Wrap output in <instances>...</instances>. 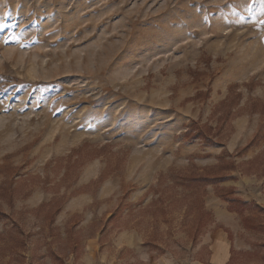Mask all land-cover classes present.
<instances>
[{"label": "rangeland", "instance_id": "374dc122", "mask_svg": "<svg viewBox=\"0 0 264 264\" xmlns=\"http://www.w3.org/2000/svg\"><path fill=\"white\" fill-rule=\"evenodd\" d=\"M205 241L264 264V0H0V264Z\"/></svg>", "mask_w": 264, "mask_h": 264}, {"label": "trees", "instance_id": "16d2710c", "mask_svg": "<svg viewBox=\"0 0 264 264\" xmlns=\"http://www.w3.org/2000/svg\"><path fill=\"white\" fill-rule=\"evenodd\" d=\"M225 103H227V101L224 102V104ZM224 104H222V105H224ZM208 130H209L208 131V134H206V135L200 133L203 136V138H205L208 141V143L211 144V145L216 144V143H219L218 140L214 141L213 139L220 133L221 125H218L215 129L212 128V127H209ZM224 178H226V176H223V178H221V179H224ZM210 181H211V179H209L207 176H205L203 174V175H199V176H195V177H190V178L186 179V182L188 184L184 183V185L187 186V187L194 186L196 189H199V192H200L201 190H203V188H205L206 183L207 182H210ZM223 198L225 200H227V198L225 196H223ZM230 200L231 199H228L227 201L230 202V204H233V201H230ZM236 201H238L239 203H241V201H239V200H236ZM209 220H210V218H208V221Z\"/></svg>", "mask_w": 264, "mask_h": 264}, {"label": "crops", "instance_id": "0c3cea01", "mask_svg": "<svg viewBox=\"0 0 264 264\" xmlns=\"http://www.w3.org/2000/svg\"><path fill=\"white\" fill-rule=\"evenodd\" d=\"M204 243L210 244V249H212L210 264H228L230 260V255H231L228 244L221 243L219 247V243H213V242H207V241H205ZM220 249L222 250V254H223L222 260L220 259V257L218 258L216 257L219 255ZM215 258H217L216 261H215ZM217 260L218 261L221 260V261L217 262Z\"/></svg>", "mask_w": 264, "mask_h": 264}]
</instances>
